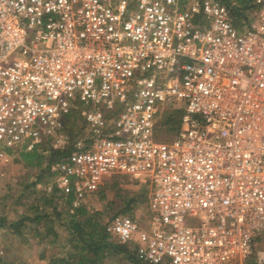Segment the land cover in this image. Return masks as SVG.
Segmentation results:
<instances>
[{"label":"built area","instance_id":"built-area-1","mask_svg":"<svg viewBox=\"0 0 264 264\" xmlns=\"http://www.w3.org/2000/svg\"><path fill=\"white\" fill-rule=\"evenodd\" d=\"M252 1L239 30L218 0H0V157L63 146L79 104L91 140L49 167L71 210L111 175L146 177L147 229L118 214L111 239L149 264H245L264 242V0ZM174 101L182 126L155 141Z\"/></svg>","mask_w":264,"mask_h":264},{"label":"trees","instance_id":"trees-1","mask_svg":"<svg viewBox=\"0 0 264 264\" xmlns=\"http://www.w3.org/2000/svg\"><path fill=\"white\" fill-rule=\"evenodd\" d=\"M190 0H182L187 2ZM202 1V0H194ZM224 4L230 12L233 20V25L239 29H245L249 26L247 22L249 17L253 16L255 6L252 0H218ZM179 110H181L179 108ZM81 116V107L72 108L63 118L64 130L67 133L68 142L63 146H54L53 143L49 146V155L46 152H37L36 150L25 151L22 148L5 149V154H14L16 149H19L18 157L25 169H33L36 173L34 181H31L24 188L31 196L37 198H25L24 194L19 195L18 202L23 204L21 214L12 221L0 219V227L9 229L12 233H17L19 236L30 233L34 237H43L44 232L40 230V226L49 227L51 232L54 224L57 222L67 231L66 244L68 250L64 256L52 255L47 264H106L105 259L110 256L123 255L124 258L131 264H149L145 262L136 252L133 242H119L111 239L105 233L106 224L116 215L124 214L132 216V207L138 202L136 195L120 196L116 199L106 200V212L101 210H88L83 204L71 210L72 196L62 195L54 185V175L48 173L50 165L57 163L69 154L75 147V140L81 137L80 126L76 125V118ZM83 118V117H82ZM161 125L168 132H177L180 128L173 109L167 110ZM84 120V118H83ZM85 122V121H84ZM69 128V130H68ZM69 136V137H68ZM91 140V134L88 131L86 143ZM51 143V142H46ZM85 144V146H87ZM13 152H12V151ZM121 175V174H117ZM44 178H47L44 181ZM53 179V188L48 191L47 187ZM23 180V179H22ZM41 185V190H34L36 185ZM59 192V193H58ZM61 195V196H60ZM102 197L105 196L102 191ZM17 197V198H18ZM103 197V198H104ZM62 200V202H58ZM113 207V211L109 212V208ZM24 227L28 230L25 231ZM26 241L30 240L27 238ZM52 242V240H49ZM28 242V243H29ZM254 253V252H253ZM41 258L46 257V249H42L38 254ZM0 264H14L11 260L0 256Z\"/></svg>","mask_w":264,"mask_h":264},{"label":"rangeland","instance_id":"rangeland-1","mask_svg":"<svg viewBox=\"0 0 264 264\" xmlns=\"http://www.w3.org/2000/svg\"><path fill=\"white\" fill-rule=\"evenodd\" d=\"M254 12V11H253ZM252 12V13H253ZM247 21L249 24L254 21L255 17L251 16ZM173 109V113L178 120L180 127L181 115H182V104L180 102H164L162 104L161 111L157 116V125L153 131V139L155 141H171L175 137V132L171 133L165 130L161 125L165 120L167 110ZM179 108L181 110H179ZM76 125L83 129L77 131L81 133V137L86 143V138L88 136V128L81 116L76 118ZM69 130V128H68ZM69 137V136H68ZM68 138L66 143L68 142ZM65 143V144H66ZM51 143L42 144L41 148L46 151L45 155H49V146ZM12 151V150H11ZM43 151V152H44ZM13 152V151H12ZM19 149H16L14 154L0 157V219H6L7 221H12L21 214L23 204L19 203V195L24 194L25 198L30 199V193L24 188L31 181L35 180L36 173L33 169L23 168L22 163L18 157ZM48 173L50 171L48 169ZM52 174V173H51ZM23 179V180H22ZM47 178H44L46 181ZM50 182V183H49ZM49 185L53 188V179L48 181ZM48 185V186H49ZM41 185H36L34 190H41ZM54 189V188H53ZM48 190V187H47ZM102 191H104L106 198L102 197ZM150 185L146 177L140 178L139 180L132 179L126 175H111L107 177L100 189L91 194L83 202V205L90 211L101 210L103 213L106 212L105 201L111 199H117L120 196H134L138 198V202L132 207V217L137 219L141 226L146 225L148 227L147 218L149 215L148 210V199H149ZM59 193V192H58ZM61 196V195H60ZM18 197V198H17ZM118 197V198H117ZM33 198H37L35 195ZM62 202V200H58ZM113 206L109 208V212L113 211ZM195 218V217H193ZM197 220V219H196ZM188 218L186 222L188 223ZM189 225H195L189 224ZM40 230L44 232L43 237H34L32 234L28 233L19 236L17 233H12L9 229L0 227V256L11 260L14 264H47L48 259L52 256H64L68 250L66 244L67 231L64 227L60 226L57 222L54 224L53 230L48 229L49 227L40 226ZM27 231L28 228L24 227ZM29 241H26V239ZM52 240L50 242L49 240ZM29 242V243H28ZM42 249H46V257L41 258L38 254ZM106 264H131L127 261L123 255H114L105 259ZM245 264H264V242L256 243L254 253L247 259Z\"/></svg>","mask_w":264,"mask_h":264}]
</instances>
